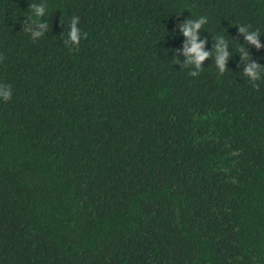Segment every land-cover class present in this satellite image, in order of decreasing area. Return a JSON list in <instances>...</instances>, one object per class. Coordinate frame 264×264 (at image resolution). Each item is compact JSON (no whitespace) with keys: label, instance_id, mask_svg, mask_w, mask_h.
Masks as SVG:
<instances>
[{"label":"trees","instance_id":"obj_1","mask_svg":"<svg viewBox=\"0 0 264 264\" xmlns=\"http://www.w3.org/2000/svg\"><path fill=\"white\" fill-rule=\"evenodd\" d=\"M201 17L193 77L180 25ZM249 25L264 45V0H0V264H264Z\"/></svg>","mask_w":264,"mask_h":264},{"label":"clouds","instance_id":"obj_2","mask_svg":"<svg viewBox=\"0 0 264 264\" xmlns=\"http://www.w3.org/2000/svg\"><path fill=\"white\" fill-rule=\"evenodd\" d=\"M30 8L34 10L36 16H41L43 14L44 9L38 8L35 4H31ZM207 22L206 18H199L196 20H186L181 27V31L185 37H187V41L184 45L183 54L187 58L185 67L190 64H194L195 68L198 71H192L189 72L190 76L196 77L200 74V72L203 70L202 65L203 62L209 58L211 55L209 52L204 50L205 41H200L199 38V30L202 28V26ZM80 23L79 17L74 16L72 23H71V33L69 34L71 42H74L75 46L78 47L81 40V30L78 27V24ZM41 28L46 27L45 25H40ZM250 25L247 27L241 26L239 28V31L245 35L247 42L250 44H253L256 46L257 49L264 47V45H261L258 39L259 31H249ZM25 31L32 32V38L35 40L37 37L41 36L40 31H34L33 28L27 27L25 28ZM84 38H87V34L84 33ZM218 43L216 44V65L219 68V72L223 74L226 71V63L229 58L230 53L227 51L225 42L223 38L218 37L217 38ZM67 43V41H66ZM241 52L243 53L244 59H249L248 53L241 48ZM2 59V57H0ZM177 63L179 61L177 60ZM261 71H264V67L260 66L257 63H249L248 66L245 68V75L250 78V81L252 82V86L259 88V85L256 83L261 79V76L259 73ZM0 98H2L5 102H8L12 99V88L11 85H0Z\"/></svg>","mask_w":264,"mask_h":264}]
</instances>
